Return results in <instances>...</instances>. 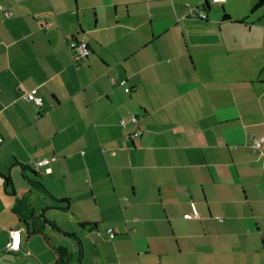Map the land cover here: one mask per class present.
<instances>
[{
    "label": "crops",
    "instance_id": "0c3cea01",
    "mask_svg": "<svg viewBox=\"0 0 264 264\" xmlns=\"http://www.w3.org/2000/svg\"><path fill=\"white\" fill-rule=\"evenodd\" d=\"M0 6V264H69L60 246L47 263L22 246L29 186L4 187L7 173L24 180L22 165L51 157L40 209L83 206L79 224L110 250L94 246L95 264H264V246H246L263 217L264 145L253 141L264 135V76L238 65L239 19L209 17L210 0ZM71 38L88 45L84 60H72ZM191 203L197 217L185 218Z\"/></svg>",
    "mask_w": 264,
    "mask_h": 264
},
{
    "label": "rangeland",
    "instance_id": "374dc122",
    "mask_svg": "<svg viewBox=\"0 0 264 264\" xmlns=\"http://www.w3.org/2000/svg\"><path fill=\"white\" fill-rule=\"evenodd\" d=\"M254 1L228 0L227 5L223 4V9L226 13L229 12L233 19H239V21L243 19L241 24H233V26L236 25L234 27L236 30L239 31L241 27L243 31L242 33L240 31L237 33L240 41L237 47L239 67L249 68L250 66L261 65V74L264 76V5L252 11ZM220 5V3H212L210 1V10L207 12V15L210 17L217 13L221 16ZM238 51L244 52L242 54L245 59L242 60L240 58ZM25 174L41 182L40 173L34 174L32 171L26 170ZM18 179L15 181L11 179L13 186L7 187L9 192H14V189H16V191L22 193L25 189V181L21 177ZM261 179L264 182V176ZM42 192L31 187L28 190H24V195L27 194L25 197H28L26 216H30L35 205V216L43 212L44 217L58 226V229L49 226L47 223L43 224L40 218L36 217L34 225L37 231L32 232L31 229L33 227L31 225L29 226L30 232L28 236L27 231H23L22 246H31L42 263L53 261L55 250L59 246L69 253V264H81V261L82 264H95L92 251L94 246L100 247L98 251L101 256H107L110 253L102 236H97L89 225L81 226L79 224L78 212L83 216L87 215L83 206L77 205V212L71 211L69 207L65 211L57 208L46 209L47 206H43L40 209V205H42L40 199V196L43 194ZM45 201L53 205V207L61 204L49 198H46ZM260 210L263 214L260 220V232L256 233L254 241H251L246 246H264V203L260 205ZM83 250L85 254H83Z\"/></svg>",
    "mask_w": 264,
    "mask_h": 264
},
{
    "label": "built area",
    "instance_id": "2783aa9c",
    "mask_svg": "<svg viewBox=\"0 0 264 264\" xmlns=\"http://www.w3.org/2000/svg\"><path fill=\"white\" fill-rule=\"evenodd\" d=\"M212 3H222L224 2V0H210ZM0 10H2V7L0 6ZM187 15L191 16V17H199V18H205L206 14L204 12V10L202 8H192V7H188L187 9ZM5 15H10L11 12L10 11H3ZM67 46L68 49L70 51L71 54V58L74 61H81L84 60L88 54L90 53V49L88 47V45L86 44V42L83 39H69L67 41ZM26 98L32 102H34L36 105H41V98L34 96L32 93L28 92L26 94ZM130 118H133L134 115L133 114H129ZM124 123V120L121 121V124ZM135 135L137 134V132L134 133ZM264 145V135H262L261 137H259L258 139L253 141V147L256 150H260ZM54 160L53 157L51 158H42V159H38L33 163V167L32 170H34L35 172H39L41 167H44V172H49L50 168L48 167L49 163ZM191 208H192V212L191 214H186L184 217L185 218H189V217H197V210L195 208V206L193 205V203H191ZM219 220H221V218H219ZM105 233L107 235L108 238H112L114 236V232L112 230V228L108 227L105 229ZM20 247V231L19 230H11L10 232V241L7 244V250L8 251H17Z\"/></svg>",
    "mask_w": 264,
    "mask_h": 264
},
{
    "label": "trees",
    "instance_id": "16d2710c",
    "mask_svg": "<svg viewBox=\"0 0 264 264\" xmlns=\"http://www.w3.org/2000/svg\"><path fill=\"white\" fill-rule=\"evenodd\" d=\"M222 4V3H221ZM262 5H264V0H255L254 1V5H253V8H252V11L253 10H255V9H257V8H259V7H261ZM202 8H208V3H207V1H205L204 3H203V5H202ZM221 15H222V19L223 20H229L230 19V17L227 15V13L224 11V9H223V7L221 6ZM243 21V19H241L239 22H242ZM22 176L24 177V178H26L27 177V175L25 174V171L26 170H30V171H32L34 174H38L37 172H35L34 170H32V169H29V168H27V167H25L24 165H22ZM4 177V187H7L8 185L9 186H11V184H10V178L8 177V176H3ZM33 187H37V185H32ZM41 191H45L46 192V190L44 189V190H41ZM46 193H48V192H46ZM20 205H22V206H26L27 205V202H21V203H19ZM57 208H60V209H63L61 206H57ZM26 210H27V206H26ZM32 217V215L30 214V216H27V218L29 219V218H31ZM35 218L37 217V218H40V221H42V223H47L49 226H51V227H53V228H55V229H58V226H56L53 222H51V221H49L48 219H46L45 217H44V213H40V215H38V216H34ZM32 232H34V231H37V229H36V227L34 226L33 227V229L31 230ZM64 250L62 249V251L60 250V249H58V253L60 254V256H59V261L60 262H65L67 259H68V255L65 253V252H63Z\"/></svg>",
    "mask_w": 264,
    "mask_h": 264
},
{
    "label": "water",
    "instance_id": "95a60500",
    "mask_svg": "<svg viewBox=\"0 0 264 264\" xmlns=\"http://www.w3.org/2000/svg\"><path fill=\"white\" fill-rule=\"evenodd\" d=\"M6 176H8L10 178L9 173ZM24 180H25L26 185H28L29 187H31V188H33L35 190H44L45 189L41 182H39L38 180H34L31 177L27 176L26 178H24ZM10 184H11V187H12L13 184H12L11 178H10ZM32 185H37V187H33ZM53 200H55L58 203H62V201H63V200L55 198V197H53ZM34 219H35V217H31L29 219H26V220L22 221V223H23V225L25 226L26 229H29L30 225L31 226L34 225V223H35ZM68 235H70V234H68ZM78 242H80V241H78Z\"/></svg>",
    "mask_w": 264,
    "mask_h": 264
}]
</instances>
